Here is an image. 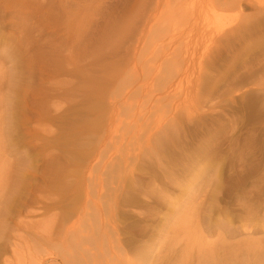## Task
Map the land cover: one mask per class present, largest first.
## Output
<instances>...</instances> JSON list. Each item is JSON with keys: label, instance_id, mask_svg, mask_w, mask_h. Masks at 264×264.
I'll use <instances>...</instances> for the list:
<instances>
[{"label": "rangeland", "instance_id": "rangeland-1", "mask_svg": "<svg viewBox=\"0 0 264 264\" xmlns=\"http://www.w3.org/2000/svg\"><path fill=\"white\" fill-rule=\"evenodd\" d=\"M0 153L9 226L42 221L50 164L55 180L75 172L53 212L73 205L69 223L92 237L53 264H257L264 0H0ZM27 246L0 264H27Z\"/></svg>", "mask_w": 264, "mask_h": 264}, {"label": "bare ground", "instance_id": "bare-ground-1", "mask_svg": "<svg viewBox=\"0 0 264 264\" xmlns=\"http://www.w3.org/2000/svg\"><path fill=\"white\" fill-rule=\"evenodd\" d=\"M1 120H4L6 125V130L4 134V145L8 148L9 153H14V146L16 145L17 135L16 127L12 125V117L11 115L7 114L3 116ZM47 141H48V148L52 147V140L53 137L51 136V132H47ZM4 148L6 151L7 149ZM1 152L4 153L3 150ZM36 155H39L40 150H34ZM2 153H0L1 155ZM48 158L51 161L53 159L52 151L50 150L47 152ZM155 157L158 156L156 153ZM7 160V158H6ZM51 163V162H50ZM5 160L2 161L0 166V194L2 197V193L6 187V174L4 170ZM32 165H29L27 161H25L22 165L19 164V169L15 170V173L20 175L23 174L22 170H27L31 168ZM53 165L50 164L48 168V178L46 176L45 185H47L48 193L51 197H48L49 202L46 205V213L42 217L41 222H30L26 220H20L18 223L12 222L9 226L6 220L0 219V260L2 258V254L7 251V248L10 247L11 252L13 255L22 254V244L23 241H26L28 246L26 247L27 251L29 252V258L27 264H53L57 262L58 256L61 257L62 260L68 259H76L79 261V258L84 256L86 253L85 244L89 242L91 239V235L89 232L92 230L93 224H89L88 228H85L83 231H74L75 224L69 223V220L76 215L77 209L70 205L69 208L63 209L60 214H55L53 209L55 208V204L52 198L54 193V189L57 186L62 185L61 187L65 188H77L80 187L79 182L70 180V174H75L74 171L68 170L64 172L62 171L60 179L53 178ZM23 168V169H22ZM21 177V176H20ZM19 178L15 179V182H18ZM22 182V181H21ZM136 187H132L135 191H143V195H148V188L146 187L145 190L141 187V185L137 184L133 181ZM129 184L128 187H131L132 184ZM150 187L155 186V179H152L150 184H147ZM88 192L86 191V197H88ZM138 199V198H136ZM72 201H76V197H71ZM3 204V201L0 202V205ZM1 212V208H0ZM8 214V213H7ZM7 214L4 217L7 219ZM86 212H83V216H85ZM101 215V211H99ZM3 216V215H2ZM0 216V218L2 217ZM102 216V215H101ZM79 220V219H78ZM116 212L114 210L111 211L108 217V223L112 228V235L116 236L117 228H116ZM60 221V222H59ZM74 222V221H73ZM103 222V220H102ZM107 222V219H106ZM77 229V228H76ZM64 231V238L60 240L58 238V233ZM74 231V232H73ZM68 233V235H67ZM71 233V234H70ZM9 234V235H8ZM8 235V237H7ZM30 237L31 241L27 239ZM31 242V243H30ZM139 257V256H138ZM61 260V261H62ZM137 261H141V264H148V261L143 260L140 257ZM5 264H9L10 262L4 260ZM133 264V262H132ZM257 264H264V259L260 258Z\"/></svg>", "mask_w": 264, "mask_h": 264}]
</instances>
